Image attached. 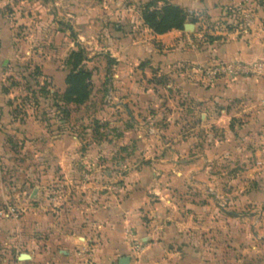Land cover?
<instances>
[{
	"label": "rangeland",
	"instance_id": "rangeland-1",
	"mask_svg": "<svg viewBox=\"0 0 264 264\" xmlns=\"http://www.w3.org/2000/svg\"><path fill=\"white\" fill-rule=\"evenodd\" d=\"M1 1L0 210L13 206L17 217L0 216L4 225L2 232L12 237L6 244L0 239V258L4 259V264H15V231L26 236L30 208L37 207L40 213L50 214L53 224L62 230L84 223L85 206L96 199L81 191L80 186L89 187L96 182L91 175L93 165L101 166L102 173L108 170L121 173L137 167L132 166L135 163L151 162L157 156L158 145L154 144V154L146 159L143 154L148 151V145L145 148L139 145L140 134L145 138L155 137L154 128L160 131L168 123L178 122H182L186 134V129L200 121V116L187 112L163 113L162 109L171 110L174 105L186 104L187 99L181 101L179 82L154 68L148 70V75L142 73L150 90L145 111L133 109L131 119L123 110L111 108L112 83L107 76L111 61L106 44L115 34L117 25L123 26L122 30L128 34L135 33V24L129 21L141 17V7L151 0ZM157 1V5L162 1L184 5L190 16L185 23L193 24L191 30H183L184 44H207L211 38L221 37L223 32L249 33L252 29L257 38L264 41V0H237L215 13L199 7L203 0ZM53 30L60 33L55 40L51 37ZM59 40L66 44H58ZM77 41L87 56L84 64L92 72L91 94L84 104L62 105L46 93L49 89L58 93L64 90L56 88L55 83H61V79L54 80L48 72L62 66L66 76L65 59L76 48ZM255 60L264 65V59ZM178 69L188 75L187 67ZM258 76L264 81V71ZM225 105L231 109L227 136L233 138L235 144H229L225 154L211 159L212 183L223 191L221 202L239 200V196L242 199L253 190H261V200L242 203L234 210L245 215L252 211L259 214L258 226L264 234V91L257 98L229 97ZM63 109L69 111L68 116ZM136 123L150 129L140 130ZM203 130L198 133L203 134ZM73 137L80 144L73 145ZM59 138L63 143H57ZM113 140L118 142L112 144ZM73 149L79 155L94 154L95 159L79 162L72 157L65 167L60 161L63 153L73 152ZM62 168H72L75 174L66 177ZM33 190L40 194L32 200ZM34 232L39 239L46 234L43 228ZM261 250L264 252V243ZM6 251H12L13 257H6ZM81 262L94 264L91 255L84 256L77 264Z\"/></svg>",
	"mask_w": 264,
	"mask_h": 264
},
{
	"label": "crops",
	"instance_id": "crops-1",
	"mask_svg": "<svg viewBox=\"0 0 264 264\" xmlns=\"http://www.w3.org/2000/svg\"><path fill=\"white\" fill-rule=\"evenodd\" d=\"M235 2L203 0L199 7L215 13ZM2 3L0 0V7ZM0 21L2 25L1 18ZM129 22L135 24V33L128 34L122 30L123 26L117 25L106 44L111 61L107 74L112 83L111 108L123 110L131 119L133 109L145 111L150 90L142 73L148 75V70L154 68L179 82L181 101L187 99L186 104L174 105L171 110L161 108L163 113H199L200 121L191 124L186 134L182 122L168 123L160 131L154 128L155 137L145 138L140 134L139 145L144 148L148 145V151L143 154L146 159L154 154V144L158 145L157 156L151 162L135 163L132 166L137 167L121 173L115 170L102 173L101 166L93 165L91 175L96 182L93 186H80L81 191L96 199L85 206L84 223L62 230L53 224L50 214L40 213L37 207L30 208L26 236L15 231V264H77L78 249H88L94 264H119V258L125 255L129 256L128 264H264L261 250L264 234L258 226L259 214L252 211L245 215L234 210L242 203L261 200V190H253L242 199L239 196V200L221 202L223 191L212 183L214 173L210 163L213 157L225 154L229 144H235L227 136L231 115V109L225 105L227 99L236 95L257 98L264 91V81L258 75L238 74L220 75L223 77L209 82L194 70L195 66L207 67L218 61L264 59V41L252 29L249 33L226 31L207 44H184V28V31L171 29L155 34L140 16ZM51 32L54 40L59 37V32ZM58 44L66 42L59 40ZM179 67H187L188 75ZM48 73L54 80L61 79V83L55 84L62 91L65 86L62 66ZM135 125L140 130L150 129L142 123ZM200 129H204L201 135ZM73 138V145L80 144ZM58 142L63 143L61 138ZM117 142L113 140L112 144ZM72 151L63 153L60 161L65 167L73 158L79 162L95 159L94 154L79 155ZM73 171L72 168L61 170L66 177L75 174ZM39 194L31 191L30 198L33 200ZM3 226L0 218V239L6 244L12 237L2 232ZM40 228L46 234L39 239L34 231ZM127 229L132 230L136 246L127 241ZM23 252L29 258L19 260ZM5 256L13 257L12 251H6ZM0 264H4L3 258Z\"/></svg>",
	"mask_w": 264,
	"mask_h": 264
},
{
	"label": "trees",
	"instance_id": "trees-1",
	"mask_svg": "<svg viewBox=\"0 0 264 264\" xmlns=\"http://www.w3.org/2000/svg\"><path fill=\"white\" fill-rule=\"evenodd\" d=\"M157 3V0H151L143 4L141 7L143 24L155 34H162L171 29L183 30V24L190 17L184 8L168 1H162L161 5ZM75 46L76 48L72 49L65 59L68 71L64 78V90L61 93L51 92L50 89L46 91L53 99L57 98L62 105L84 104L91 94L92 72L84 64L87 56L80 44L76 42ZM40 89L44 91L43 87ZM62 111L66 116L69 115L67 109Z\"/></svg>",
	"mask_w": 264,
	"mask_h": 264
},
{
	"label": "built area",
	"instance_id": "built-area-1",
	"mask_svg": "<svg viewBox=\"0 0 264 264\" xmlns=\"http://www.w3.org/2000/svg\"><path fill=\"white\" fill-rule=\"evenodd\" d=\"M194 70L204 75L205 79L209 82L213 81L217 76H236L238 74H253L260 75L264 71V65L259 60L243 61L239 59L231 61H218L211 66H195ZM118 189V187H112ZM2 217H17L16 209L13 206H7L5 210H0ZM129 242L136 246L137 241L131 230H125ZM76 255L81 260L84 256L89 257L90 251L88 249H78ZM80 264H83L82 262ZM92 264V263H91Z\"/></svg>",
	"mask_w": 264,
	"mask_h": 264
},
{
	"label": "water",
	"instance_id": "water-1",
	"mask_svg": "<svg viewBox=\"0 0 264 264\" xmlns=\"http://www.w3.org/2000/svg\"><path fill=\"white\" fill-rule=\"evenodd\" d=\"M190 17L187 18L189 20ZM184 30H191L193 28V24L191 23H184L183 24ZM33 193H35V190H33ZM29 258V255L27 253H20L18 256L19 260H26ZM119 264H128L129 262V256L125 255L119 258L118 260Z\"/></svg>",
	"mask_w": 264,
	"mask_h": 264
}]
</instances>
